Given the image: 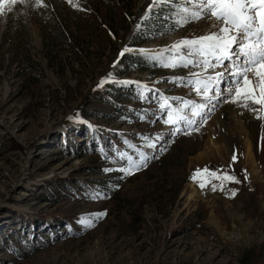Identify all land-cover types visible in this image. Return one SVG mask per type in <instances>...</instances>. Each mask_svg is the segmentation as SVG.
<instances>
[{
  "label": "rangeland",
  "instance_id": "rangeland-1",
  "mask_svg": "<svg viewBox=\"0 0 264 264\" xmlns=\"http://www.w3.org/2000/svg\"><path fill=\"white\" fill-rule=\"evenodd\" d=\"M42 5L0 10V264H264V108L225 98L192 130L164 123L204 102L189 81L213 70L166 65L188 57L174 43L217 30L210 14L185 18L191 0ZM230 113L253 164L232 160ZM141 153L146 166L120 171ZM204 168L239 183L201 189L190 176Z\"/></svg>",
  "mask_w": 264,
  "mask_h": 264
},
{
  "label": "snow or ice",
  "instance_id": "snow-or-ice-1",
  "mask_svg": "<svg viewBox=\"0 0 264 264\" xmlns=\"http://www.w3.org/2000/svg\"><path fill=\"white\" fill-rule=\"evenodd\" d=\"M191 2L192 7L182 9L185 18L203 19L208 18L210 14V18L214 21L213 26L218 25V28L216 31L184 38L174 43L171 46L172 51L188 49V57L180 56L178 61L170 62L166 66H176L177 62L183 66L202 65L204 73L211 69L213 74L203 76L193 74L194 80L189 81L197 96H200L204 101L203 103L183 100L179 107L167 109V118L164 119V123L173 126L175 129L173 135L181 131L179 126L181 122L189 130H192L198 123L206 120L207 112L213 110L208 107L212 101L219 103L227 98L228 102L241 104L242 107L249 108V110H254L251 105L264 108V0H191ZM5 3L15 5L17 0H0V10L3 9ZM36 4L43 6L42 0H36ZM72 6L76 7L75 4ZM153 6V4L148 6L145 15ZM179 22H187V19H182ZM127 51L131 50L122 49L120 55L122 56ZM192 57L199 58V64L197 59ZM226 63L227 67L224 68ZM217 68H224V70L215 71ZM253 70L259 83L250 78ZM222 82H226L227 86L221 88ZM103 83L104 78L101 79L98 87ZM212 90H215V95L210 94ZM257 116L264 119V116L259 112ZM128 159V168L120 169L125 175H131L132 170L146 166L145 162L148 157L141 153L139 160L134 161L131 157ZM236 159L237 157L233 155V162ZM190 179L196 181L201 189H204L210 180L220 182L221 187L224 182L239 183L234 175L219 170L211 171L208 168L196 169ZM212 187L215 190L216 184L213 183ZM95 215L100 217L104 213ZM81 223L85 227L92 226L91 219H85Z\"/></svg>",
  "mask_w": 264,
  "mask_h": 264
},
{
  "label": "bare ground",
  "instance_id": "bare-ground-1",
  "mask_svg": "<svg viewBox=\"0 0 264 264\" xmlns=\"http://www.w3.org/2000/svg\"><path fill=\"white\" fill-rule=\"evenodd\" d=\"M250 78L256 82L259 83V81L257 80V78L255 77V75L253 73L250 74ZM259 95V93H257ZM231 114V119L233 121V123L235 124L234 129H232V133L230 132L229 136H230V140H233V145H234V154L236 155V157H239L240 161L243 160L245 162L248 163V161L250 162V164L254 163V155H253V149H252V145L250 143V139H249V135L246 131V129L244 128L243 124L241 123L239 117L237 115H235L234 113H230ZM223 151L222 156L224 157H228L229 155ZM230 160V159H229ZM249 165V164H248ZM248 169H250V171H252V168L250 166H247Z\"/></svg>",
  "mask_w": 264,
  "mask_h": 264
},
{
  "label": "trees",
  "instance_id": "trees-1",
  "mask_svg": "<svg viewBox=\"0 0 264 264\" xmlns=\"http://www.w3.org/2000/svg\"><path fill=\"white\" fill-rule=\"evenodd\" d=\"M150 21H151V19L149 20V22H150ZM153 21H155V20H153ZM149 22H145L146 26L149 24ZM126 55H127L126 57H129V54H126ZM126 57H125V58H126ZM140 57H141L142 60L140 59ZM153 57H154V56L151 57V60L153 59ZM129 58H130V57H129ZM134 59H136V61H137L138 63H140V64H142V65H145V63L147 62L148 56H140V55L138 56V55H135V56H134ZM132 60H133V59H132ZM151 60H150V61H151ZM133 61H135V60H133ZM136 61H135V62H136ZM150 61H148V63H152V64L156 63L155 60H152L153 62H150Z\"/></svg>",
  "mask_w": 264,
  "mask_h": 264
}]
</instances>
